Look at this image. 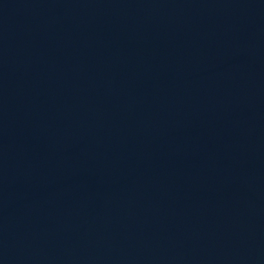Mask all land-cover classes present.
I'll return each instance as SVG.
<instances>
[{"label":"water","instance_id":"1","mask_svg":"<svg viewBox=\"0 0 264 264\" xmlns=\"http://www.w3.org/2000/svg\"><path fill=\"white\" fill-rule=\"evenodd\" d=\"M0 264H264V0H0Z\"/></svg>","mask_w":264,"mask_h":264}]
</instances>
